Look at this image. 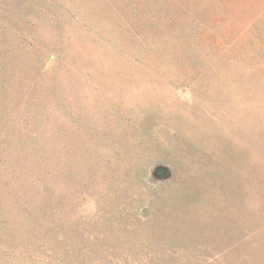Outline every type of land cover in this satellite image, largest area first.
I'll list each match as a JSON object with an SVG mask.
<instances>
[{
    "label": "rangeland",
    "instance_id": "1",
    "mask_svg": "<svg viewBox=\"0 0 264 264\" xmlns=\"http://www.w3.org/2000/svg\"><path fill=\"white\" fill-rule=\"evenodd\" d=\"M0 124V264H264V0H0Z\"/></svg>",
    "mask_w": 264,
    "mask_h": 264
},
{
    "label": "trees",
    "instance_id": "2",
    "mask_svg": "<svg viewBox=\"0 0 264 264\" xmlns=\"http://www.w3.org/2000/svg\"><path fill=\"white\" fill-rule=\"evenodd\" d=\"M1 126H2V124H0ZM3 127V126H2ZM5 135V137H6V139H7V133L5 132V130L4 129H1L0 130V154H3L2 152H1V146H2V144H3V142H5L6 144H8V141L6 140V139H2V135ZM2 143V144H1ZM7 161L5 160V161H3V164L4 163H6Z\"/></svg>",
    "mask_w": 264,
    "mask_h": 264
}]
</instances>
